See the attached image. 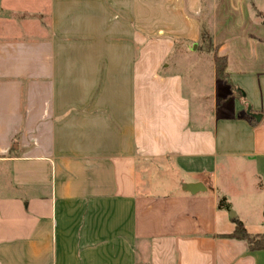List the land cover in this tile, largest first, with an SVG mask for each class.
<instances>
[{
    "label": "crops",
    "instance_id": "crops-1",
    "mask_svg": "<svg viewBox=\"0 0 264 264\" xmlns=\"http://www.w3.org/2000/svg\"><path fill=\"white\" fill-rule=\"evenodd\" d=\"M228 81L264 112V0H0V264H264L231 236L264 233V118Z\"/></svg>",
    "mask_w": 264,
    "mask_h": 264
},
{
    "label": "rangeland",
    "instance_id": "rangeland-1",
    "mask_svg": "<svg viewBox=\"0 0 264 264\" xmlns=\"http://www.w3.org/2000/svg\"><path fill=\"white\" fill-rule=\"evenodd\" d=\"M108 45L105 44L104 41L101 39V52L107 47ZM110 48L108 50H112L113 47L109 45ZM204 50L206 52H213V47L210 42V39L207 36L201 38L200 43L198 46L195 47L194 51L196 50ZM122 51L124 53L125 48L122 47ZM106 53H101V55ZM114 56L113 53H109ZM123 55V54H122ZM118 56L117 58H121L119 62L123 64L129 61L127 56ZM112 56L107 57L104 56L107 60L112 58ZM132 59L136 57V51L133 52L131 55ZM103 57V56H101ZM102 59V58H101ZM187 61H184L183 64H187ZM118 71H110V70H103L101 69V112H103L106 117L103 119L101 118V128H104L106 135L109 137L112 136V132L109 127V123L111 121V115L115 114L118 119L122 122L120 125V131L122 132L121 137L122 141L125 140L126 133H128L129 129V116H130V97H131V84L129 79L130 72L128 70L121 71L120 75L118 76ZM106 76L103 79V76Z\"/></svg>",
    "mask_w": 264,
    "mask_h": 264
},
{
    "label": "trees",
    "instance_id": "trees-1",
    "mask_svg": "<svg viewBox=\"0 0 264 264\" xmlns=\"http://www.w3.org/2000/svg\"><path fill=\"white\" fill-rule=\"evenodd\" d=\"M205 36H207V33L203 32L201 34V38ZM225 66H226L225 56L215 55L214 56L215 73H216L217 78L220 81H225L228 78V75L225 71ZM217 206L218 208H221V209L229 208L227 200L223 196L219 198ZM233 222L235 224V228H234L233 233L231 234L232 237L245 240L249 246V249L252 251L264 249V233L252 235L247 232L244 224L240 220L233 218Z\"/></svg>",
    "mask_w": 264,
    "mask_h": 264
},
{
    "label": "water",
    "instance_id": "water-1",
    "mask_svg": "<svg viewBox=\"0 0 264 264\" xmlns=\"http://www.w3.org/2000/svg\"><path fill=\"white\" fill-rule=\"evenodd\" d=\"M228 85L230 86V91L232 95L237 98L241 105L245 108V113L253 118L255 121L259 122L262 118H264V112L255 111L252 109L251 104L245 98V93L238 87H235L231 82L228 81ZM197 187V185H192L187 187V190L193 192V190Z\"/></svg>",
    "mask_w": 264,
    "mask_h": 264
}]
</instances>
